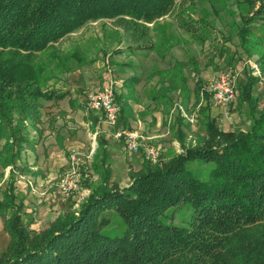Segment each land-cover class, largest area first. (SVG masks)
<instances>
[{"label":"trees","instance_id":"obj_1","mask_svg":"<svg viewBox=\"0 0 264 264\" xmlns=\"http://www.w3.org/2000/svg\"><path fill=\"white\" fill-rule=\"evenodd\" d=\"M177 1L0 0V173L15 165L29 142L27 126L41 122V99L64 96L45 86L42 62L47 55L52 60L58 56L59 40L89 21L117 19L141 42L147 36L145 22L168 14ZM238 2L248 8L237 31L240 46L263 63L264 0ZM182 26L206 39L187 21ZM142 45L153 47L147 38ZM183 67L177 63L168 90L180 88L184 98L186 77L178 79ZM259 80L251 72L239 93L238 106H248V129H221L206 114L208 105L201 107L206 135L195 139V145L193 139L185 144L187 135L181 132V153L161 165L130 170L131 181L122 187L111 182L105 159L96 162L98 186L79 210L61 213L43 230L24 222L25 204L11 180L0 196V216L10 236L0 264H264V107L255 94ZM198 83L196 103L202 95L213 98ZM207 167L205 178L201 174ZM180 204L192 207L190 223L164 221L166 212ZM108 211L119 218L122 230L101 225L99 216Z\"/></svg>","mask_w":264,"mask_h":264},{"label":"crops","instance_id":"obj_2","mask_svg":"<svg viewBox=\"0 0 264 264\" xmlns=\"http://www.w3.org/2000/svg\"><path fill=\"white\" fill-rule=\"evenodd\" d=\"M165 16L145 22L148 26L147 36L141 39H149L153 43L152 48L143 46L142 40L136 42L130 31L119 33V27L108 29L107 24V30L97 33V24L107 19L89 21L61 39L64 44L59 46V56L55 59L58 68L47 78L46 87L58 90L64 96L59 99H41V122L27 126L29 142L23 145L15 165L8 166L0 173V176L7 179V186L14 180L16 187V172L23 173L21 175L28 179L33 177L38 181L41 177L48 181L47 179L52 178V173L57 175L61 171V168L56 170L57 167L64 166L57 159L64 160L65 157L62 159L61 156L67 155L74 148L85 153L94 150L92 161L101 162L105 159L111 168V160L116 156L135 160L137 163L147 159L145 145L160 147V158L167 161L184 150L179 137L181 132L187 135L185 144L190 142L192 136L197 139L206 135V125L203 122L206 118L201 112V107L206 105V114L215 118L219 127L222 125L227 113L225 106L219 105L213 98L206 99L203 95L196 103L195 87L199 80V83L205 85V69L210 66V60L209 52L205 53L204 56L208 58L204 59L195 50L193 42L197 39L206 46L207 39L201 40L187 30L185 33H178L179 31L174 30V22H161ZM87 29L91 30L86 31ZM69 39L74 40L71 42ZM238 61L237 66H227L224 69L236 76L239 91L246 83L247 76L251 72L254 74L252 62L260 66L262 76L255 85V94L261 98V107L264 99V62L259 64L258 55L249 57L243 49L237 54ZM177 63H184L178 78L186 77L188 96L186 94L184 98L180 88L168 90L171 75L177 74ZM133 77L136 80L130 82L129 79ZM108 86L115 89L122 102L120 124L138 131L144 137L139 154L129 152L124 141L115 138L116 127L108 123L102 112L93 110L88 105V95L94 87ZM176 93L179 95L175 100ZM181 103L189 105L188 110L193 109L195 113L183 111L185 107ZM179 104L181 106L177 108ZM240 110L246 111L247 123L251 124L247 104L243 102L241 108L238 106V113ZM180 115L184 117L181 123L178 120ZM190 116H194V121L190 120ZM126 185L128 182L123 186ZM4 189H0V196ZM0 219V236L7 240L5 246L0 248L1 253L7 248L10 236L1 216Z\"/></svg>","mask_w":264,"mask_h":264},{"label":"rangeland","instance_id":"obj_3","mask_svg":"<svg viewBox=\"0 0 264 264\" xmlns=\"http://www.w3.org/2000/svg\"><path fill=\"white\" fill-rule=\"evenodd\" d=\"M238 1L239 0H178L172 7V10L168 12L166 16L164 15L165 17L163 19H161V22H174V30L179 31L178 33L180 34L185 33L186 29L182 26L185 21H187V24L192 27V30L197 29V34H206V46L205 43L200 44L197 39H195L193 42L196 46L195 50H197L201 56L203 55L204 59H206V57L208 58L209 56L210 66L205 69V75L207 77L205 83L206 87L210 81H212L221 71L224 70L225 67H234L237 66V63H239V61L237 62V54L239 51H242V49L238 42L237 31L242 24V14L246 13L248 8L246 5H241V3ZM104 21L105 22H100L97 24L98 26L95 28L98 31L97 33L107 30V24L109 27L108 29L119 27V33H124L127 31L126 27L118 22L117 19H107ZM91 29H87L86 31H90ZM180 34L178 35L180 36ZM121 37L124 38V35H121ZM69 40L72 42L74 39ZM127 41L129 42V38ZM63 44V40H59V42L55 44L58 49V56L60 51L59 46ZM66 44L69 45V42H66ZM206 52H209V55L205 57L204 55ZM56 58L52 60L47 55L42 59V62L46 66V71L44 72L45 77H50L57 70L58 65L55 61ZM97 89L100 88L94 87L93 90ZM239 90L240 88L238 89V94L235 101L223 105L227 109V113L225 115V119L222 121V125H220L221 129L238 131L241 129H248L250 127V123H247V116L245 114L246 111L240 110L239 113L237 111L240 93ZM178 95L179 94L176 93L174 97L175 100ZM182 105L185 107H182L185 112L189 114L195 113L193 109H191V111L188 110L187 107H189V105ZM219 105L222 106V104ZM180 106V104L177 105V108H180ZM261 107H264V99L261 101ZM243 108H245V105H243ZM190 139H193L192 142L195 145V136H192V138L190 137ZM1 147L2 144L0 143V149ZM91 151L92 150H89V152ZM71 152L72 151H69L67 155L61 156L62 159L65 157L64 160L57 159L58 161H61L64 166L57 167L56 170L61 168V171H59L57 175L52 173V178L47 179L48 181H44L41 177H39L40 179L38 181L33 177L28 179L21 175L23 173L16 172V192L19 200L24 201L25 204L23 220L31 227V229L37 231L43 230L47 228L50 223L54 221L61 213H65L69 210L76 212L80 209V206L87 199V197H89L92 189L97 187L100 183L101 178L95 167L96 162L92 161V155V157L90 159L87 158L86 162L82 165L80 187L68 195H62L58 192L57 182L70 164ZM139 152L134 153L139 154ZM42 162L43 167H45L43 160ZM163 162L164 160L153 162L148 159H143L141 162L137 163L135 160H126L124 157H113L111 160V182L119 184L120 186L127 184V182L129 184L131 181L130 170L138 172L143 168L144 165L149 164L156 166L161 165ZM197 167L203 170L200 164H198ZM208 171L209 168L207 167V169L202 172L201 176L206 178L208 176ZM6 186L7 179H5L3 176H0V189L2 190ZM193 214L194 212L190 205L180 204L169 209L168 212H166V214L163 216V220L169 223L184 226L190 223ZM99 217L101 225H105L106 228L112 232L122 230L120 220L114 212L108 211ZM1 225L2 221L0 219V227ZM6 243L7 240L0 236V248H3Z\"/></svg>","mask_w":264,"mask_h":264},{"label":"built area","instance_id":"obj_4","mask_svg":"<svg viewBox=\"0 0 264 264\" xmlns=\"http://www.w3.org/2000/svg\"><path fill=\"white\" fill-rule=\"evenodd\" d=\"M254 74L261 77L260 66L252 62ZM236 76L229 70L221 71L206 87L213 94V99L222 105L229 104L236 100L238 94ZM88 105L91 109L100 111L104 114L106 120L114 125L115 138L123 140L129 152H139L143 147L144 137L136 130L129 129L120 124L122 104L118 99L117 92L112 86L93 90L88 95ZM184 111V110H183ZM185 113V112H184ZM194 121V116H190ZM160 147L145 145V155L148 160L160 161ZM70 164L65 169L57 182L58 192L62 195H68L80 187L82 165L87 158H91L94 150L84 153L79 149H72Z\"/></svg>","mask_w":264,"mask_h":264}]
</instances>
